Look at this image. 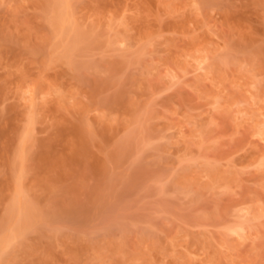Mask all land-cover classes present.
<instances>
[{
	"label": "rangeland",
	"instance_id": "rangeland-1",
	"mask_svg": "<svg viewBox=\"0 0 264 264\" xmlns=\"http://www.w3.org/2000/svg\"><path fill=\"white\" fill-rule=\"evenodd\" d=\"M54 2L0 0V264H264V0H71L67 56Z\"/></svg>",
	"mask_w": 264,
	"mask_h": 264
},
{
	"label": "bare ground",
	"instance_id": "bare-ground-1",
	"mask_svg": "<svg viewBox=\"0 0 264 264\" xmlns=\"http://www.w3.org/2000/svg\"><path fill=\"white\" fill-rule=\"evenodd\" d=\"M54 1L55 2L53 3L52 8H51V12H50V21H51V25L53 26V28L55 30L54 34H55V36H56V38L58 40L57 49L59 50V53L61 55H63V56L66 55L67 56L68 54L71 53V51H73L74 47H76L75 46L76 43H74V42L76 41V39H77V37L79 35V30L76 28V25L73 22L74 20L72 19L73 18V16H72L73 14H71V8H70V1L71 0H54ZM53 50H54V47H53ZM16 202H17L16 203L17 204L16 208H18L19 209L18 212L21 213L22 212V209H21L22 206H21L20 199H18ZM11 214H12V212H11ZM21 216L22 215H20V217ZM18 219L20 220L21 218H18ZM15 229H17V228H15ZM15 229L12 227L10 232H9V234L7 236H5L4 238L0 239V256L3 253L4 249L8 245H10L11 242H13L12 240L15 239V236L18 235V231H16Z\"/></svg>",
	"mask_w": 264,
	"mask_h": 264
}]
</instances>
